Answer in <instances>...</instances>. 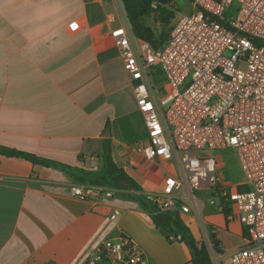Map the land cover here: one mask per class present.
<instances>
[{
  "label": "crops",
  "instance_id": "obj_1",
  "mask_svg": "<svg viewBox=\"0 0 264 264\" xmlns=\"http://www.w3.org/2000/svg\"><path fill=\"white\" fill-rule=\"evenodd\" d=\"M187 1L185 12L175 2L177 14L191 12ZM72 21L80 24L76 33L68 29ZM123 23L129 25L122 0H0V146L95 171L109 139L116 166L150 197L161 192L170 166L134 150L146 145L147 131L110 37ZM75 185L82 184L59 167L0 155V264H82L119 235L150 264H193L187 245L167 240L137 202L89 185L81 200ZM196 198V208L179 215L212 263L223 264L245 245L246 231L235 212L229 219L209 204L212 191ZM211 236L218 252H210Z\"/></svg>",
  "mask_w": 264,
  "mask_h": 264
},
{
  "label": "built area",
  "instance_id": "obj_2",
  "mask_svg": "<svg viewBox=\"0 0 264 264\" xmlns=\"http://www.w3.org/2000/svg\"><path fill=\"white\" fill-rule=\"evenodd\" d=\"M191 4L159 48L136 38L126 23L110 32L147 131L146 145L134 150L170 166L161 192L149 197L159 212L189 214L196 194L210 190L209 204L229 219L235 212L247 234L223 264H264V0ZM68 29L76 33L80 24L72 21ZM228 149L243 175L232 185L222 183L209 154ZM89 189L71 191L85 200ZM82 264L150 263L131 238L119 235Z\"/></svg>",
  "mask_w": 264,
  "mask_h": 264
},
{
  "label": "trees",
  "instance_id": "obj_3",
  "mask_svg": "<svg viewBox=\"0 0 264 264\" xmlns=\"http://www.w3.org/2000/svg\"><path fill=\"white\" fill-rule=\"evenodd\" d=\"M176 0H122L131 31L136 38L148 42L152 47L159 48L167 41L171 23L174 19ZM155 5V8L153 7ZM152 13L156 15L162 32L158 35L152 28L144 25L143 19ZM169 27L168 31H165ZM109 130L107 126L106 131ZM0 155L8 158H20L33 165L44 167H59L68 173L76 184L89 185L114 191V195L137 202L140 207L152 217L156 228L163 233L167 240L173 237L176 241L184 242L192 255L193 264H213L208 250L204 244H198L193 238L190 229L183 223L177 212L161 213L149 197L141 192V188L121 168H118L111 156V143L109 139L102 141L99 166L95 171L60 166L53 162L39 159L31 154L7 149L0 146ZM225 214H227L225 212ZM210 241L215 252H218V244L213 236Z\"/></svg>",
  "mask_w": 264,
  "mask_h": 264
},
{
  "label": "rangeland",
  "instance_id": "obj_4",
  "mask_svg": "<svg viewBox=\"0 0 264 264\" xmlns=\"http://www.w3.org/2000/svg\"><path fill=\"white\" fill-rule=\"evenodd\" d=\"M176 5H177L176 8L182 12H185L188 9L187 0H177ZM177 9L173 11L174 19L177 17V13H176ZM155 17H156L155 13H152L150 16L143 19V23L144 25L152 28L153 31L158 35L160 32H162V29L159 22L156 21ZM169 27L170 26H168L165 31H168ZM163 110H166V107H164ZM209 154L217 159L219 165L220 178L227 185L236 184L238 180L243 179V175L239 168L238 160L236 158L234 150L228 149L222 151H214V152H210ZM208 247L210 248V252L213 253L214 250L212 244H208Z\"/></svg>",
  "mask_w": 264,
  "mask_h": 264
}]
</instances>
